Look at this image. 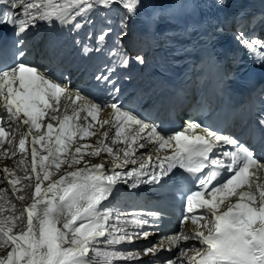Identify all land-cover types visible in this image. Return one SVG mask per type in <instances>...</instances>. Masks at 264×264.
<instances>
[{"label":"bare ground","instance_id":"bare-ground-1","mask_svg":"<svg viewBox=\"0 0 264 264\" xmlns=\"http://www.w3.org/2000/svg\"><path fill=\"white\" fill-rule=\"evenodd\" d=\"M219 1L237 18L243 14L264 13V0ZM96 5L94 0H59L58 2L53 0L49 13L53 15L60 8L72 11L70 18L74 19L69 23H62L64 27L62 32H68L70 35L71 31L81 26L84 19H89L91 10ZM115 16L118 18L123 16L126 19L128 13L118 12L117 15L111 14V16L105 14L102 19L105 21L106 18L109 23L116 20ZM90 21L89 23H95L97 20ZM137 40L139 35L129 37L125 45L133 55L137 56L138 69L142 71L141 64L145 62L148 47L143 43L136 45ZM40 42L45 40L42 39ZM62 51L65 56H70L72 53L69 44ZM130 60L134 61L135 58ZM200 114L201 110H198L191 115ZM12 125L16 126L14 123ZM81 126L80 123L69 139L64 137L66 129L63 126L51 132L41 130L32 135L28 134L23 127L17 138L13 140L14 146H11L14 150L13 156L10 152L0 155V169L4 170L5 184L10 186L8 189L11 191L10 196H7L11 198L10 200L0 196V229L5 231L4 233L14 242L11 248L13 263L7 261V264H63L66 255L72 252L81 253L83 251L81 248L86 250L103 240L115 248L113 256L104 257L105 263L111 258L117 259L121 256L123 264H132L131 261L125 263V259H129L125 254L127 240L112 234L107 228L108 225H101V222L91 218L93 205L89 204L87 208L82 202L85 198L82 194L84 183L92 176V171L97 167L100 170L105 169L123 159L129 160L130 156L137 152L136 145L121 136H115L113 130L110 127L105 128L104 124L98 125L91 131ZM12 137L13 133H11V139ZM18 149L23 153L18 152ZM18 165L21 166L18 171L20 175L17 174ZM25 171L31 174V176L28 175L29 179H26V174H23ZM76 172L81 175L78 180L69 182L64 180L65 176L69 178ZM26 180H28L27 183H25ZM49 183L56 184L57 201L63 206L62 212L58 216L47 213L39 217L40 212H37V209H41L45 204L49 195L47 191ZM12 205L22 207L21 220L19 217L21 208L18 207V211L14 213L10 210ZM209 218L211 217L205 212L206 223L211 221ZM104 227L107 231L103 239L94 236V231L103 230ZM27 244H31V247H26ZM192 260L190 263L193 264Z\"/></svg>","mask_w":264,"mask_h":264},{"label":"rangeland","instance_id":"rangeland-1","mask_svg":"<svg viewBox=\"0 0 264 264\" xmlns=\"http://www.w3.org/2000/svg\"><path fill=\"white\" fill-rule=\"evenodd\" d=\"M17 168H18V166H17ZM18 171H20V167L17 169V174H18ZM29 171L31 172V169ZM23 174L24 175L26 174L25 175L26 179H29L30 178L29 176H31V174L28 171L23 172ZM18 175H20V174H18ZM2 178L0 177V180H2L0 182V184L2 183V186H3L2 188H4L5 187V183H4L5 180H4V178L3 179ZM27 181L28 180H26L25 183H27ZM8 187H10V186H8V184L6 183V187H5L6 189H3L2 195L0 194V196L6 197V198H8L7 200H10L11 198L7 197V196H10V193H11V191L8 189ZM16 206L17 205L10 206V210L11 211L13 210L12 212H14V213H16L18 211V207H20V206H18V207H16ZM20 208H21V212L19 213V217L21 220V215L23 216V212H22V207H20ZM4 232L5 231H2L0 229V264H7V261L12 262V260H11V248L13 247L14 242H13V239L9 235H6ZM27 246L31 247V244H27L26 247ZM98 248H100V251H95V252L98 254V257H100V258L102 256H104L106 253L110 252V250L105 248L104 246H97V249Z\"/></svg>","mask_w":264,"mask_h":264}]
</instances>
